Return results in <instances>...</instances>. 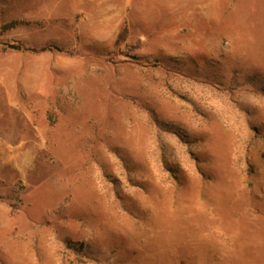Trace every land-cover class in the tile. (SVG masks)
Returning <instances> with one entry per match:
<instances>
[{
	"label": "rangeland",
	"instance_id": "1",
	"mask_svg": "<svg viewBox=\"0 0 264 264\" xmlns=\"http://www.w3.org/2000/svg\"><path fill=\"white\" fill-rule=\"evenodd\" d=\"M108 1L0 0V264H264V0Z\"/></svg>",
	"mask_w": 264,
	"mask_h": 264
},
{
	"label": "crops",
	"instance_id": "2",
	"mask_svg": "<svg viewBox=\"0 0 264 264\" xmlns=\"http://www.w3.org/2000/svg\"><path fill=\"white\" fill-rule=\"evenodd\" d=\"M20 1L25 6H32L33 4L39 7H44L43 13L46 15L52 16L54 14L53 8L55 7H68V14L75 16L77 8L85 7L84 10L86 19H89L88 15H92L87 11L88 7H108L110 3L108 0H16ZM129 0H124L122 5H129ZM116 3H113L112 6H116ZM14 21V20H13ZM45 46V45H43ZM41 46V47H43ZM39 47V48H41ZM35 56L27 57L24 66H22L28 77H37L41 79V73L44 74V80L42 81V86H49V74H66L70 71L71 66H76L77 58L73 55L70 50L63 49L57 50H45L41 52H34ZM51 86H54L53 83H50ZM47 93V91H43Z\"/></svg>",
	"mask_w": 264,
	"mask_h": 264
},
{
	"label": "trees",
	"instance_id": "3",
	"mask_svg": "<svg viewBox=\"0 0 264 264\" xmlns=\"http://www.w3.org/2000/svg\"><path fill=\"white\" fill-rule=\"evenodd\" d=\"M22 22L19 21V20H14V21H11L9 23H6L4 25L5 28H14L16 26H18L19 24H21ZM128 34H129V29L127 26H124L119 34V37L117 39V44L121 43L122 41H125L128 37ZM8 48H12V49H25V50H30V51H33V52H41V51H45V50H53V49H57V50H62L61 47L57 46V45H54V44H48V45H45L41 48H38V47H26V46H23V45H20V44H10L8 45Z\"/></svg>",
	"mask_w": 264,
	"mask_h": 264
}]
</instances>
